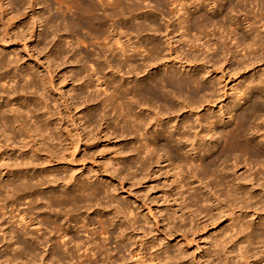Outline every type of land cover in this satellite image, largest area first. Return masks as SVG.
I'll return each mask as SVG.
<instances>
[{
	"label": "bare ground",
	"instance_id": "6f19581e",
	"mask_svg": "<svg viewBox=\"0 0 264 264\" xmlns=\"http://www.w3.org/2000/svg\"><path fill=\"white\" fill-rule=\"evenodd\" d=\"M69 1L70 3H74L75 7L78 8H71L68 2L67 3L69 6L67 5L68 7H66V2L64 0L62 10L66 13L68 9H77L73 11H76V13H74L73 15H76V22L80 24L81 27L85 29V31L91 30V35L89 34V31L87 32L88 36H92L93 31L94 35L97 34V36L102 37L100 38V40H98L97 38L100 43H96L97 45H95L94 48L91 46L93 49L85 55H82V51L81 53H78L80 52V50L77 52V49H75V56L79 54L80 59L82 58L84 60L83 57L85 56V58L88 60L94 59L98 62V66L94 67L95 73H93V75H95L96 72L104 71L105 69L103 70V67H107L108 69L113 70V72L114 70L115 72H119L116 73L121 74V80H123L119 82L115 81L116 83L114 82V84H106L105 81V83L102 84V82H98V76L96 74L95 76L97 78H95V82H98H96L98 88H102V86L103 88L101 90V96L98 93L95 95L96 92H93L94 98L99 99V97H101L103 110H105L106 108H110L111 110H114L116 114L118 113V117L120 119L119 121L123 124V127H126L127 129L133 130L138 133L145 125L146 127L151 126L152 122V125H155L157 127L156 131L154 130L152 132L154 134L149 133L150 137H146V146L145 148H143L142 151L143 154H146V162L152 164L160 162L167 163L166 167H171L170 170L173 171L171 172V175L173 173L172 177L176 178V182L178 184L177 187L179 188H182L184 186H180L185 181L182 177L184 175L183 172L190 173L188 175L194 174L193 177H197L196 181L200 182L201 179H209L210 175L207 174V176L205 177L208 178H205L202 176V172L205 169H210L212 175V182L210 183H212V185H215V187L220 185L224 186L225 196L231 203L237 202L241 204L246 203L244 201L250 200L254 208L259 207V204L252 203L255 199H257L256 196H250L245 189L236 187L235 178L229 179L228 177H225L224 175L227 174L226 170L224 168H220V170H217L215 164L218 161H221L220 159L222 157L227 162V159L233 156L234 161L229 164V170L235 171L239 168V160L236 161L238 155H251L253 157H258L259 155H261L263 156L262 158H264V116L261 117L263 119L260 123H258L259 121L255 123V120L260 115L264 114V102H262L263 96H261L262 90L264 91V0H210L209 4H207L211 6V9L213 10L212 16L210 18H207L208 16L204 17L203 14L198 13L202 8V2L206 0H202L201 2H199V0H190V2L189 0ZM23 2H25V0H13L11 4L15 7H19V5H21ZM45 2H47V0H45ZM40 3L41 5L44 4L43 2ZM47 3H49V0ZM152 4L153 6H151ZM167 5L174 7L173 9L168 10V13L169 15H171V17H168L166 25L163 23L162 25L161 23L156 21L153 18L154 15H152L151 18L149 16L150 22L146 24V31H151L152 36L150 35V38L145 39V36L142 35L143 31L145 30V25L140 23V21L139 23L137 21H135L136 23H134V16L136 15L135 12L141 9V7H144L146 9L153 7L161 13V18L163 16V8H166ZM59 6L60 5H58V8ZM65 8H67V10ZM189 8H194V12L198 13L192 21H190V12H188ZM248 8L249 10H247ZM47 9H49V7ZM0 10H2L1 7ZM43 10L46 11L44 7ZM125 16L128 17L126 18ZM143 16L146 17L147 13L146 16ZM6 17H8L7 19L10 21H7L8 24L6 25V27H3V24L1 22L2 17L0 13V31L2 33V38H0V41H3L4 38L11 39L13 37V39H15L14 35L17 34H9V32L12 31L13 27L16 24V22H14L15 16L13 17L9 14H6ZM50 18L52 19V17ZM60 18L63 17L59 15V19ZM43 19V25L46 24L47 28H61L62 31H60V29L59 31H65L66 34V30L64 29L67 28L61 24L63 22L62 20H65L66 17L64 19H61L62 22H59L61 25L58 22V24L56 23V25H52V22L53 24L56 22L53 19V21L51 20L50 25L49 17H43ZM31 20L34 21L33 19ZM31 20L30 22H32ZM68 22L71 23V21ZM76 22L74 27L77 24ZM70 23H67V25ZM118 23H120L121 26H123L127 30L128 33L126 35L123 31V35L125 36L120 35L121 33H119V31H115L116 28L120 26L116 25ZM71 26L73 28V25ZM70 27L69 30L67 29L68 34H71V36H73L72 33L74 32V35L76 36V29H74L75 31H71L72 33H69L70 29H72ZM123 27L121 28L123 29ZM163 29L164 32H162ZM117 30H119V28ZM52 31H50L49 34ZM53 32L51 33L52 35L55 34ZM78 32L80 31L78 30ZM117 33L119 34V36ZM23 36L21 38H23ZM120 36H123V39L126 38L125 42L121 41L122 37ZM134 38H138L137 41H133ZM23 40H25V38H23ZM101 40H103V43L101 42ZM28 41L30 40L28 39ZM163 45H166V51L165 49L163 50ZM164 51L167 53L166 58L168 59L170 57H173L172 55H175L173 59L171 58V61H174L178 67L189 70L190 72L187 74V76H189L190 74L192 75L188 79L182 80L181 78L177 77V73L172 68H170L171 66H168L166 71L163 73L161 71V73L154 71L155 73L152 74L150 71L158 69L160 67L166 68L167 65H170L171 61L167 62V60H164V56H166L162 54ZM84 52L86 53V51ZM29 57H31L30 54ZM16 63H18V61H16ZM24 64L25 63L23 62L22 65ZM225 65L229 66L228 73H224L225 71H227V69H223V66ZM5 66L6 65L0 61V82L6 77L5 74L2 72ZM260 68L262 70H260L259 72L256 71L255 73L254 70ZM218 70H220V72H218ZM243 70H249L251 73L254 71L255 76L251 75L249 77L246 74L248 77L246 75H242V78H245V80L248 79V85L252 84V86H250L251 88L249 87L250 89L247 90L253 91L255 94H257V96L255 97V99L253 98L254 100H252L250 96H247L243 99V101L241 98H237V100L233 97L235 100H237V102L231 109L237 107L238 110H240L243 108L240 106V102H243L245 105L248 100H251L249 106H247L249 107L250 112L249 114H246L244 112L245 110L241 111L240 116L237 115V122L233 125L232 128H226L228 127V125H230L226 124L225 129L223 128L221 131L216 132L217 124L220 123V121H223L222 118L224 116V113L219 111L220 113L217 112L218 114H214L213 111V113L209 114L208 112L210 111V109H215L216 104H220V102L224 101V99L227 97L225 91V88L227 87V82L221 88L222 93L217 92V87L226 81L225 79L231 75L229 73L237 72L238 74ZM216 72H218L219 74L221 73V77L219 76L218 80V74L217 78H215V82L210 80V77H212V75H214ZM28 73L21 74L19 78L23 80L26 77L31 76ZM47 74L49 75V79L54 78L50 71H47ZM98 75H100V73ZM232 77H234V75ZM251 77H254L253 80L251 79ZM101 78L102 77H100V79ZM129 78H135V80H132L133 84L130 82L131 80L128 82ZM26 80H28V78H26L25 81ZM30 80L27 82L28 84L30 83ZM249 80L250 82H248ZM8 81L11 80L9 79ZM51 81L49 82L50 86L52 85ZM203 84H205V86H203ZM29 86L34 85L31 83V85ZM29 86H26V88H29ZM54 87L55 86H53V88ZM23 88H21V92ZM259 99L261 101L259 103H256ZM141 107H147L148 109H152L150 111L151 115H148L146 120L139 113L140 111H136V108ZM20 109L21 108H19L16 104L13 103V97L10 96H6V101L4 102V105L0 104V139L2 138L3 140H1L6 143L9 142V140L11 143H13L16 138H19L20 140L22 138L25 141H22L25 147L23 146V148H20H28L27 152H21L16 158V160L13 159V157L4 159V157H6L5 155L0 156V232H2L0 233V235L4 240V243L1 246H3V248H6V250L8 251V247L13 245L11 244V241L13 239L16 245L18 243L20 245L21 240L26 242H28L27 240L31 241L30 246L32 248L30 249V246L27 247L28 251H25L26 246L22 243V251H20L21 246L19 245L18 249L17 246H13V248H10L12 250L16 248L17 250L20 249V252H26L25 254H22L30 256V260H28L30 262H33L31 264H34V262L37 261L39 262L37 264H41L43 257L42 255L40 256V253L42 251L41 247H44L49 242H54L52 245L56 247L53 250L50 249L51 251L49 250L50 253L47 257L49 259H52V256L55 253V257L56 255L57 257H60V262L63 263L65 262L62 261L61 258H65L70 262L75 261L74 264H84L80 262L84 259L91 260L92 262H97L98 260H100V264H169L165 258H162L157 255L156 251L152 252V246L146 248V253L144 252L141 246H139L137 250H132V245H130L129 248H126L124 242L127 240V236V238H125L123 235H120V237H116L115 244L118 248H121L124 252L128 253V258H124L123 256L116 258L115 255H113L110 249L108 248V241L101 240L100 242L96 243L94 241V238L91 237V235L89 234L88 228H83V230L88 233V235H83L84 239H82V237L80 239V237H77L78 235L76 237L73 236L71 238H68V231L65 228L67 222L64 220V216H67L66 208L70 205L77 206L78 204H82L83 202H85V193L89 192L90 194H96L98 193V191L100 193V190L95 184H92L91 182L79 184L78 189H74V193L77 192V194H79L77 196L73 194V192L69 193L67 191L68 186L65 185L68 181L66 183H62L64 186L61 190L53 191L51 189V185L55 183H60V180L62 178H52V180H49L50 175H48V165H52L53 163H55V161L60 160L58 157H56L54 153L50 152L48 148L44 147L45 143L42 141H44L45 139L46 141L47 139L48 141L59 140L61 144L65 143L67 140L65 137H62L60 135H57L58 137L51 136V133L53 131H51L49 127V121H44L42 123L40 120V116L35 115L36 108L34 109L32 105H30V103L26 102V104H24V110L27 114H32L31 118H34L32 123L28 124V122H31L29 119L28 122H25L24 120L22 121V119L20 120L18 116L20 113L18 111H20ZM187 113H190L192 116H195L196 119L194 121H190V119L186 120L188 118L184 119L185 116L183 117V115ZM27 117L28 115L26 116V118ZM180 117H183V120ZM49 119H53V115L49 114L48 120ZM173 119L178 120L175 125H171ZM59 121H61V119ZM194 122L197 124V127L201 129L199 133L202 136H200L199 134H195L194 129L196 127L194 125ZM62 128L64 130V127H62L61 125V129ZM249 131H251L250 134L252 136L259 139L258 142H256L255 139H245L247 132ZM85 134H83L82 131L78 132V140H76V142H73L72 144V142L69 143V141L72 140L70 139L68 141L69 147L75 149L76 151V148H78L79 143L83 142L86 139ZM217 134L219 136V138L217 139L223 140V150L220 154H218V156H213L214 158H211L210 154L212 146H210L211 143L208 142L211 141L212 137ZM87 141L89 143V140ZM87 141L83 142L84 145H86L85 142ZM82 144L81 146H83ZM213 147H215V145H213ZM60 153L63 154L65 152L62 151ZM200 153H202V155H200ZM56 158H58V160H56ZM12 160L14 162H12ZM18 160L20 161L19 163ZM34 160H36L37 162H34ZM82 161L84 160L82 159ZM222 161L224 162V160ZM197 163H199V165ZM247 164L245 163V165ZM38 166L40 167L37 168ZM199 171H201V176H199L203 178L198 177L197 174H200ZM235 173L237 172L235 171ZM250 178L251 180H253L254 183H258V187L264 188V173L261 176H252L251 174H248V176H242L243 182L249 181L247 179ZM62 180H64V178ZM62 180L61 182H63ZM186 184L188 185V183ZM3 192L5 193V196L2 195ZM89 193H87V195ZM173 197L174 196H172V198ZM24 199L29 200L28 206L25 210L22 209L23 207H20L21 209H19V204ZM211 202L213 201L206 200L203 201V204H201L199 201H195V213L198 212V214H200L201 212H199L198 210L200 208L202 209L204 205L206 207L207 204ZM255 202L264 204V199H257L255 200ZM21 205L22 204H20V206ZM92 206L90 205L89 207ZM5 209L10 210V213L7 214L8 216L6 215ZM31 216H34V220H37V218L40 219L36 221L37 224H34L33 221H28V219H32ZM69 216L71 220L73 218V215ZM189 217V222L193 221L196 218L193 212H190ZM83 226L84 225H82V227ZM256 226H259V231H263L261 232V235L258 236V238H261L262 242H264V225L256 224ZM253 227H255V223L252 221L247 222L244 226H240L239 230L244 240H249L252 236L255 237V231L253 230ZM5 228L7 230L10 229L9 232ZM250 228L252 229L250 232H248ZM5 230L7 233H4ZM52 230H57L59 235H57V237L53 235L50 237L49 235H51L50 233L53 232ZM55 232L56 231H54V233ZM52 238H54V241L52 240ZM1 240L0 244L2 243ZM70 244H72V246L68 247ZM243 250L239 251L238 254L233 257V259L243 258ZM1 251L0 255H2ZM7 251H5L6 255L8 254ZM13 251L9 252L13 254ZM52 251L54 253H52ZM20 252L18 253L17 251H14L13 256H11V259L6 260V263H10L12 261L15 264V261L17 259L21 260L22 255ZM46 253H48V250ZM6 255L4 257L5 259L7 258ZM114 257L115 259H113ZM3 260L0 264H5V260ZM30 262L28 264H30Z\"/></svg>",
	"mask_w": 264,
	"mask_h": 264
},
{
	"label": "rangeland",
	"instance_id": "374dc122",
	"mask_svg": "<svg viewBox=\"0 0 264 264\" xmlns=\"http://www.w3.org/2000/svg\"><path fill=\"white\" fill-rule=\"evenodd\" d=\"M12 1L13 0H0V7L2 8V10H0V13L2 17L1 22L3 24V27H6V25L8 24L7 21H10L7 19L8 17H6V14H9L13 17L15 16L14 22H16V24L13 27L12 31H10L12 33L9 32V34L14 35L17 33L16 35H14L15 39H13V37L11 39L4 38L3 41H0V61L6 65L2 71L6 77L5 79H3L4 81L2 80L3 82H0V104L4 105L6 96L13 97V103L21 108L20 111H18L20 112L18 115L20 120L22 119V121L24 120L25 122H28L30 120L31 122H28V124H30L33 122L34 118H31L32 114L29 115L24 110V104H26V102L30 103V105H32L34 109L36 108L35 115L40 116V120L42 123L44 121H49V127L51 131H53L51 133V136L58 137L57 135H60L66 138V145L65 143L60 144L59 140L48 141L47 139L46 141L45 139L44 141H42L45 143L44 147L48 148L50 152L54 153L60 160L55 161V163L53 164L51 163L52 165H48L49 169L47 170L48 175H50L49 180H52V178H64V180L61 179L63 182H61L60 180L61 184L55 183L51 185V189L53 191L61 190L64 186L62 183H66L67 181L68 182L65 185L68 186L67 191L69 193L73 192V194L77 196L79 194H77V192L74 193V189L77 190L79 184L91 182L92 184H95L100 190V193L98 191V193L96 194H90L89 192H87L89 193L87 195V193H85V195L87 196L86 197L84 195L85 202H83L82 204H78L77 206L70 205L66 208L67 216H64L65 218H63L67 222L65 228L68 231V238H71L73 236L76 237L78 235L77 237H80V239L82 237V239H84V236L88 235V233L83 230V228H88L89 230H86H88L89 234L94 238V241L96 243L100 242L101 240L108 241V248L116 258L120 256L128 258V253L124 252L121 248H118L115 244V238L123 235L125 238L128 237L124 242L126 248H129V246L132 245V250H137V248L141 246L146 253V248L152 246V252L156 251L157 255L165 258L169 264H264V242H262L261 238H258V236L261 235V232L263 231H259V226H256V224L264 225V204L255 202V200L257 199H264V188L258 187V183H254L251 178L247 179L249 180L247 182H243L242 180L243 175L248 176V174H251L252 176H261L264 173V158H262L263 156L259 155L258 157H253L251 155H238L236 161L239 160V168L238 170H235L237 173H235L234 170H229V164L234 161L233 156L229 157V159H227V162L222 157L220 160H224V162L218 161L219 163L217 162L218 164H215L217 170H220V168H224L226 170V173L228 175L225 174V177H228L229 179L235 178L236 187L245 189L250 196H256L257 199H255L252 203L259 204V207L254 208L250 200L244 201L246 203L241 204L237 202L231 203L225 196L224 186L220 185L215 187V185H212V183H210L212 182L210 169H205L202 172L203 177L207 176V174L210 175L209 179H201L200 182L196 181L197 177H193L194 174H191V176L188 175L190 173L183 172L184 175L182 174V177L185 181L180 186H184L182 188L177 187V180L175 177H172L173 173L171 175V172H173L170 170L171 167H166L167 163H147L146 154H143L142 152L143 148H145L146 146V137H150V134L157 129L155 125H152L153 122L151 123V126L146 127L145 125L141 129V131L138 132V134L133 130L123 127V124L119 121L120 119L118 117V113L116 114L114 110H111L110 108H106L105 110H103L101 97H99V99L94 98V91L96 92L95 95L97 93L100 94V96L102 95L101 90L103 86L102 88H98V82H102V84H104L106 81V84H114L115 81L119 82L123 80H121V74H117L119 72L116 71V73L115 70L113 72V70L108 69L107 67H103V70L105 69L104 71H102L103 73L101 71L96 72L98 78L95 76L96 74L93 75V73H95L94 67L98 66V62L94 59L88 60L85 58V56L83 57L82 55L89 53L95 47V45L98 44V40H100V38L102 37L97 36V34L94 35L93 31L92 36H88L87 32L89 30L85 31V29L76 22L77 17L75 18L76 15H73L74 13H76V11H73L77 9L73 10L71 8L78 7H75L74 3H70L69 0H65L66 7H68L69 5L71 7V10L68 9V11H66L65 13V11L62 10L64 0H49V3H47L48 0L47 2H45V0H25V2L19 5V7L13 6L11 4ZM201 1L202 0H199V2ZM209 1L210 0L202 2V8L200 12H198L203 14L204 17L208 16L207 18H210L213 12L211 6L207 5L209 4ZM40 2L45 3L41 5ZM67 2L69 3V5ZM58 5H60L59 8ZM42 6L46 11L43 10ZM47 6L49 7V9H47ZM151 6H153V4ZM173 7L174 6L167 5L166 8H163V16L161 18V13L153 7L147 9L141 7V9L135 12L136 15H134L136 17L134 16V18L136 20L134 19V23H136L135 21H137L138 23L140 21V23L145 25V30L142 33V35L145 36V39L152 36L151 31H146V24L150 22L149 16L151 18L152 15H154L153 18L156 21L166 25L168 17H171V15H169L168 13V10L173 9ZM65 9L67 10V8ZM247 10H249V8ZM188 12H190V21H192L193 18H195V16H197L198 14L197 12H194V8H189ZM59 15L63 18L59 19ZM143 15L148 18L144 17ZM47 16L49 17L50 25L52 19L56 21L54 24L52 22V25H56L57 22L59 23L61 19H64L66 17V19L68 21H71L72 24L66 19L62 20L63 22L61 21V24L64 25V27H66L68 30L69 27L73 25V28L72 26L70 27L72 29H70L69 33H72L71 31H75L74 29H76V36L74 35V32L72 33L73 36H71V34L69 35L67 29H64L66 30L65 34V31L60 32L62 31L61 28H59L60 31L58 28H47L46 24L43 25V17L48 18ZM50 17H52V19ZM125 17L127 18L128 16ZM31 19H33L34 21H32ZM30 20L32 22H30ZM75 22L78 24H76L75 26L77 28L79 27L78 29L74 27ZM67 23H70L71 25L68 24L70 25L68 26ZM116 25H120L118 27L119 30H117L118 28H116L115 30L117 32L119 31V33H121L120 35H123L124 33L126 35L128 33L120 23ZM121 27H123V29ZM47 29H52L54 32L52 30L48 31ZM78 30L82 33L78 32ZM50 31L55 34L52 35V32L49 34ZM90 32L91 30L89 31V34ZM162 32H164V29L162 30ZM22 36L23 38H25V40L21 38ZM123 36H120L122 37L121 41L125 42L126 38L123 39ZM0 38H2V33L0 34ZM28 39L30 41H28ZM137 39L138 38H134L133 41H137ZM102 41L103 40H101V42ZM70 45H73L74 47ZM75 49H77V52L80 50V52L78 53H81L82 51L81 56L84 58V60L82 58H79V54L75 56ZM164 49L165 51L167 50L166 45H163V50ZM84 51H86V53ZM165 51L162 53L163 55L167 54ZM29 54L31 55V57H29ZM172 56L174 57L175 55ZM164 57V60H167V62L173 59V57H170L169 59L166 58L167 55ZM81 60L84 62H82ZM16 61H18V63H16ZM90 61H93L94 63H91ZM23 62L25 63L24 65H22ZM173 62L174 61H171L172 64ZM171 63L170 65H167L166 68L160 67L150 72L152 74H154L155 72L159 73L160 71L163 73L166 71L168 66H171L170 68H172L177 73V77L181 78L182 80L188 79L192 75L190 74L189 76H187V74L190 72L189 70L178 67L175 62L173 64L174 66ZM224 68L225 70L227 69V71H225L224 73H228L229 66L225 65L223 66V69ZM46 70L50 71V73L54 77L53 79H49V75L47 74ZM260 70L262 69H255L254 71L256 73V71L259 72ZM254 71L251 73L249 70H243L238 74L237 72L229 73L231 75L225 79L226 81L217 87V92L220 93L222 91V86L227 82V87L225 88L227 97L224 99V101L220 102V104H216L215 109H210V111L208 112L209 114L213 113V111L214 114H218L220 112L224 113L225 117L223 116V121H220V123L217 124L216 132L221 131L223 128L225 129L226 124H230L226 128H232L233 125L236 124V118L238 117L237 115L240 116L241 111L245 110L244 112L246 114H249L250 109L247 106H249L251 100H248L249 102L247 101L245 105L243 102H240V106L243 107L240 110H238L237 107L234 109L231 108L240 98L243 101L245 97L250 96V98L254 100L257 96V94L250 90L252 92L251 95V92L247 89H250V86H252V84L248 85V79L245 80V78H242V75L244 76L246 74L249 77L251 75L255 76ZM218 72H220V70H218ZM218 72L215 73L216 75H212V77H210V80L216 82L215 78H217V75L219 74ZM23 73H28L29 75H31L26 77L28 78V80L25 81L26 78L23 80L19 78ZM99 73L100 75H98ZM232 74L234 75V77H232ZM219 76L221 77V73L218 75V80ZM100 77L102 78L100 79ZM95 78L98 79V82L96 81L97 83L95 82ZM253 78L254 77H251L252 80ZM9 79L11 81L13 80L12 83L11 81H8ZM29 80L30 83L28 84L27 82ZM132 80H135V78H129L128 82L130 81L132 83ZM50 81L52 82L51 86L49 83ZM248 82H250V80ZM31 83L34 86H29L31 85ZM26 86H29V88L31 89L26 88ZM53 86L55 87L53 88ZM203 86H205V84H203ZM23 87H25L26 89ZM21 88L24 89H22L23 93L20 91ZM261 96H263L264 99L263 90ZM233 97L235 99H238L235 100ZM260 99L256 103H259L261 101ZM263 99L262 102H264ZM151 110L152 109H148L147 107L136 108V111H140L139 113L145 120L148 115H151ZM107 111L110 113H108ZM234 111H237V114ZM49 114L53 115V119L48 120ZM24 115H28V117L26 118V116ZM262 116H264V114L260 115L255 120V123H257L258 121V123H260L263 119L261 118ZM183 117L184 119L188 118L186 120L190 119V121H194L196 119V117L192 116L190 113L183 115ZM183 117L180 118L183 120ZM60 119L61 121H59ZM175 120L173 119L171 125H175L177 123L178 120ZM61 125L62 127H64V130L63 128L61 129ZM194 125L196 127L194 129L195 134H199L200 136H202L199 133L201 129L197 127L196 123ZM81 131L83 132V134L86 133V139L84 141L89 140V143L87 141L85 142L86 145H84V141L80 142L81 144L83 143V146H81V144L79 143V146L75 151V149L69 147V143H75L76 140H78L77 133ZM250 133L251 131L247 132L245 139H255V141L258 142L259 139L252 136ZM217 138H219L218 134L212 137V142H208L211 143L210 146H212L210 154L211 158L218 156V154H220L223 150V140ZM18 139L19 138H16L13 143H11L10 140L6 143L2 141V139L0 141V156L5 155L6 157H4V159L13 157V159L16 160L21 152H27L28 148L22 149L23 146L25 147L24 143L22 142L24 140L22 138L21 140ZM213 145H215L216 148L213 147ZM62 151L65 153L61 154L60 152ZM200 155H202V153H200ZM58 158H56V160H58ZM82 159L84 161H82ZM12 162L14 161L12 160ZM19 162L20 161L18 160V163ZM34 162L37 161L34 160ZM245 163L248 164L245 165ZM197 164L199 165V163ZM39 167L40 166H38L37 168ZM199 172L200 174H197L198 177L201 176V171ZM186 183H188V185ZM2 195L5 196V193L3 192ZM89 195L91 196V198ZM172 196L174 197L172 198ZM206 200H210L213 202L207 204L206 207L204 205L202 209L200 208L198 210L199 212H201L200 214H198V212L195 213V201H199L201 204H203V201ZM28 202V199L22 200L20 204L24 205L20 206L19 204V209L23 207L22 209L25 210L28 206ZM90 205L93 206L89 207ZM128 209L132 213H130ZM5 210L4 211L6 212V215L10 213V210ZM190 212H193L194 216L196 217L194 220L192 219L193 221L191 222H189L188 220L190 218ZM69 215H73V218L71 220ZM33 217L31 216L32 219H28V221L30 220L31 222L33 221L34 224H37L36 221L40 219L37 218V220H34ZM250 221L255 223V227H253V230L255 231V237L252 236L249 240H244L239 229L240 226H244L247 222ZM82 225L84 226L82 227ZM251 229L252 228H250L248 232H250ZM6 230L4 231V233L6 232ZM9 230L10 229H8L7 231L9 232ZM52 231L53 232L50 233L51 235H49L50 237L52 235L55 237L59 235L57 230ZM54 231H56L58 234L56 232L54 233ZM0 238L2 239L1 235ZM52 240L54 241V238H52ZM1 241L2 243L0 244V248L2 249H0V251L2 250V255H0V257L3 260L6 255L5 251L7 250L6 248H3V246H1L4 243V240L2 239ZM22 241L23 240L20 241V245L19 243L16 245L14 243V239L11 241V244L13 245L9 246V249L7 248L8 254L6 255L7 258H4L5 264H14L12 261L10 263H6V260L11 259L14 251H17L18 253L22 251V244L26 246L25 251H28L27 247L30 246L31 241H23L24 243ZM53 243L54 242H49L47 244L48 246L45 245L44 247H41L42 251L40 253V256H43L41 264H74L75 261L70 262L65 258H61L65 263L60 262V257H57L56 255L58 259L57 260L53 251V258L49 259L47 257L49 256L48 254L56 247L52 245ZM18 245L21 246V250L19 249L20 251L17 250ZM13 246H17V249H13L14 251L10 249L13 248ZM71 246L72 244H70L68 247ZM29 248L31 249L32 247L30 246ZM47 250L48 253H46ZM241 250L244 251V257L241 259L237 258L238 260L233 259V257L237 255ZM9 251H13V254H11V252ZM2 252L5 254H3ZM20 253L22 255L21 260H14L15 264H18L19 262V264H21V262L22 264H28L30 262V256L24 255L26 252ZM115 257L113 259H115ZM2 260L0 261V263H2ZM80 262L84 264H100V260H98L97 262H92L91 260L84 259ZM31 263L33 262H30V264ZM37 263L39 262H34V264Z\"/></svg>",
	"mask_w": 264,
	"mask_h": 264
}]
</instances>
